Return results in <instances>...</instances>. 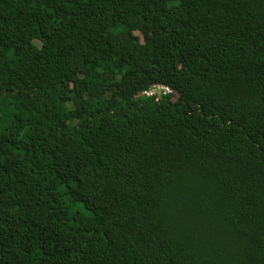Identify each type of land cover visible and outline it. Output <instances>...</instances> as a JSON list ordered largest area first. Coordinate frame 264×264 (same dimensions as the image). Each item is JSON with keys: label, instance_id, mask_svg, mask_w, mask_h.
<instances>
[{"label": "trees", "instance_id": "obj_1", "mask_svg": "<svg viewBox=\"0 0 264 264\" xmlns=\"http://www.w3.org/2000/svg\"><path fill=\"white\" fill-rule=\"evenodd\" d=\"M0 264H264V0H0Z\"/></svg>", "mask_w": 264, "mask_h": 264}, {"label": "built area", "instance_id": "obj_2", "mask_svg": "<svg viewBox=\"0 0 264 264\" xmlns=\"http://www.w3.org/2000/svg\"><path fill=\"white\" fill-rule=\"evenodd\" d=\"M159 88V87H158ZM153 93V91H146V92H144V94H146V95H150V94H152Z\"/></svg>", "mask_w": 264, "mask_h": 264}]
</instances>
